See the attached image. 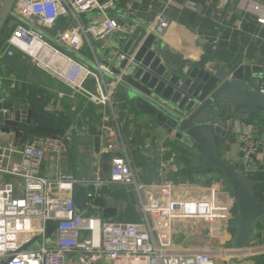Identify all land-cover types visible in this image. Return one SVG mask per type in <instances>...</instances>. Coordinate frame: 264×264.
Returning <instances> with one entry per match:
<instances>
[{
	"label": "crops",
	"instance_id": "1",
	"mask_svg": "<svg viewBox=\"0 0 264 264\" xmlns=\"http://www.w3.org/2000/svg\"><path fill=\"white\" fill-rule=\"evenodd\" d=\"M3 2L0 0V8ZM111 13L120 24L125 22L126 26L129 22L148 26L159 14H166L171 22L170 27L157 40L162 45L160 53L163 62L170 69L190 66L205 52V46L211 45L224 48L239 64L260 67L258 85L264 81V25L241 10L238 0H116ZM95 19H98V14L92 12L83 16L82 22L88 24ZM18 22L13 17L5 33L0 36V51L9 48L8 38ZM66 25L64 21L62 28L69 27ZM122 33L123 30L116 31L106 39L93 43L85 41L79 53L97 64L110 43ZM105 79L111 83L110 79ZM87 87L95 91L93 78L88 80ZM36 98L46 101L47 110L56 117V127L65 129L68 144V151L60 157L52 152L45 154L44 174L48 177L75 174L79 188L87 190L92 197L105 196L115 201L111 216L105 217L93 201L80 210L83 215H96L124 223L142 220L144 214L140 194L134 185L109 182L107 179L108 182L96 188L89 182H83L93 179L98 172L106 178L111 171V157L115 154L130 158L136 178L144 186L171 183L175 186L176 195L186 197H206L212 193L218 197L227 195L222 188V179L217 174H211L209 168L187 172L190 166L196 164L191 151L176 142L150 117L141 113L133 116L128 109L121 121L116 107L114 118L109 106L95 104L86 96L74 92L58 78L35 66L28 56L16 48L13 56L5 54L0 58V109H10ZM113 101L116 106L122 101L119 90H116ZM106 114L111 115L110 124L117 131L113 139L108 138L102 129ZM237 123L241 130L244 126H250L251 134L264 140V120ZM229 132L235 133L236 140L230 143L226 158L246 163L247 176L257 181L254 190L264 200V156L243 157L236 127L230 128ZM36 138L30 136L26 143ZM107 140L116 142L115 151L105 150ZM22 146L13 133L0 132V157L17 158ZM5 177L9 181H16L11 176H4L0 181ZM141 193L145 194L144 190ZM230 199L234 203V199ZM235 219L236 215L219 235H212L210 225L205 221L178 220L173 224L172 248L184 252L212 251L215 262L220 259L224 263L231 260L233 264H264V219L254 227L249 248L233 249L227 242L233 235L230 224ZM96 264L112 263L103 258Z\"/></svg>",
	"mask_w": 264,
	"mask_h": 264
},
{
	"label": "built area",
	"instance_id": "2",
	"mask_svg": "<svg viewBox=\"0 0 264 264\" xmlns=\"http://www.w3.org/2000/svg\"><path fill=\"white\" fill-rule=\"evenodd\" d=\"M115 6L116 0H16L12 17L19 22L8 38L9 48L0 51V58L5 54L13 56L15 49H20L35 66L74 92L95 104L109 106L116 118L113 96L117 86L112 81L109 84L103 75L104 70L110 72V67L98 61V69H94L45 36L46 28L66 21L69 27L58 30L54 37L79 52L85 41L93 43L123 30L111 13ZM238 6L264 25L263 1L238 0ZM92 12L98 14V19L88 24L82 22V17ZM170 23L168 16L161 13L149 23L148 32L161 38ZM90 78L95 80V91L87 87ZM259 92L264 95V81ZM111 119L110 114L104 115L102 129L113 139L117 131L110 124ZM235 127L243 157L264 156V140L254 137L250 126L241 130L237 123ZM116 147L115 141H106L107 152ZM67 151L66 142L37 136L18 150L17 158L0 157V178L16 179L0 181V262L96 264L105 258L112 264H216L212 251L173 249V224L178 220H201L209 223L212 235H219L235 215L228 194L186 197L176 195L171 183L144 186L139 184L130 158L115 154L111 157L109 182L134 185L144 216L139 222L126 223L85 216L72 199L73 186L79 182L75 174L48 177L43 172L47 152L60 157ZM83 182L100 188L108 180L98 172L93 179ZM51 221H56V225L50 233Z\"/></svg>",
	"mask_w": 264,
	"mask_h": 264
},
{
	"label": "water",
	"instance_id": "3",
	"mask_svg": "<svg viewBox=\"0 0 264 264\" xmlns=\"http://www.w3.org/2000/svg\"><path fill=\"white\" fill-rule=\"evenodd\" d=\"M16 0H4L0 8V36L13 16ZM63 20L46 28L45 36L64 51L94 69L98 65L54 37ZM123 33L106 48L100 62L110 67L103 75L114 82L122 101L117 104L119 119L126 110L133 116L150 117L172 138L188 148L196 162L187 172L210 169L222 179L225 193L234 199L236 219L230 224L233 235L227 245L233 249L251 246L254 227L264 219V200L255 192L257 181L246 173L244 161L226 158L236 135L229 132L237 121L264 120V95L257 82L260 67L239 64L222 47L205 46V52L190 66L170 69L163 62L161 44L148 32V26L121 24ZM0 132L13 133L24 145L30 136L51 137L67 143L64 128L56 127V117L42 98L29 99L10 109H0ZM111 179V173L106 174ZM72 199L79 210L90 201L105 217L114 214L115 201L105 196L92 197L74 184ZM56 221H51V233ZM258 260V259H257ZM259 262V260H258ZM260 263V262H259ZM8 264V262H5Z\"/></svg>",
	"mask_w": 264,
	"mask_h": 264
},
{
	"label": "rangeland",
	"instance_id": "4",
	"mask_svg": "<svg viewBox=\"0 0 264 264\" xmlns=\"http://www.w3.org/2000/svg\"><path fill=\"white\" fill-rule=\"evenodd\" d=\"M7 178L8 177H5V181L7 180ZM0 264H3V263L0 262ZM216 264H233V263L231 262V260L227 261V263H224L222 260L217 259Z\"/></svg>",
	"mask_w": 264,
	"mask_h": 264
},
{
	"label": "trees",
	"instance_id": "5",
	"mask_svg": "<svg viewBox=\"0 0 264 264\" xmlns=\"http://www.w3.org/2000/svg\"><path fill=\"white\" fill-rule=\"evenodd\" d=\"M11 19H13V17ZM263 182H264V180H263Z\"/></svg>",
	"mask_w": 264,
	"mask_h": 264
}]
</instances>
